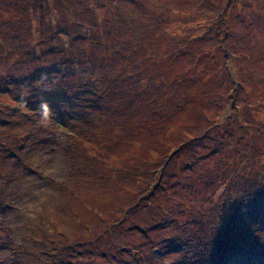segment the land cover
<instances>
[{"label": "rangeland", "instance_id": "1", "mask_svg": "<svg viewBox=\"0 0 264 264\" xmlns=\"http://www.w3.org/2000/svg\"><path fill=\"white\" fill-rule=\"evenodd\" d=\"M0 264H264V0H0Z\"/></svg>", "mask_w": 264, "mask_h": 264}, {"label": "clouds", "instance_id": "2", "mask_svg": "<svg viewBox=\"0 0 264 264\" xmlns=\"http://www.w3.org/2000/svg\"><path fill=\"white\" fill-rule=\"evenodd\" d=\"M41 107L44 109L45 114H47L49 111L47 102H42Z\"/></svg>", "mask_w": 264, "mask_h": 264}, {"label": "trees", "instance_id": "3", "mask_svg": "<svg viewBox=\"0 0 264 264\" xmlns=\"http://www.w3.org/2000/svg\"><path fill=\"white\" fill-rule=\"evenodd\" d=\"M230 188V186L228 187V189ZM239 200V199H238ZM238 202V201H237Z\"/></svg>", "mask_w": 264, "mask_h": 264}]
</instances>
